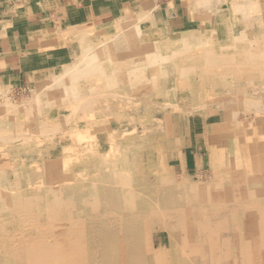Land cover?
I'll use <instances>...</instances> for the list:
<instances>
[{
  "label": "rangeland",
  "instance_id": "374dc122",
  "mask_svg": "<svg viewBox=\"0 0 264 264\" xmlns=\"http://www.w3.org/2000/svg\"><path fill=\"white\" fill-rule=\"evenodd\" d=\"M159 1L163 10H165L162 11L166 17L165 21L159 20L158 16L152 11H147L145 14H149V16L144 14L136 15V18L133 16V20L130 18L129 22L123 21L118 23L119 29L121 28L122 31L119 29L118 31H115V29L110 30L109 28L102 29L103 31L100 29H95L93 32L90 31L88 33L89 37H86L81 43L79 53L74 58L76 61L73 59L64 67L55 68L50 71L48 73L50 75V79L47 81L41 80L39 81L40 83L36 82L34 84H30L29 86L16 88L8 85L5 80L0 79L1 124L3 120V124L0 126V191L2 190L0 194V201L2 200L0 202V235H2L0 236L1 245L5 244L6 240H8L9 243L13 244L14 251H19L22 239L39 238L38 228L39 233L43 234L40 238L46 237V239L51 238L52 240L53 238L51 236L53 235V232L66 228L65 230L70 231V237L81 244V247L77 246V249H74L76 250L73 254V260L75 263L97 264V262L101 259V250L103 247L99 244V238L94 233L95 224L91 219L89 220V218L96 216V214L102 209V200L106 198L107 194L109 197L112 194L114 195V193H116L114 192L115 190L122 191V193L126 196L128 195L127 200L130 201L128 202L130 206L128 207L127 213L138 212L136 210L139 209V204L142 201L148 202V204H150L152 209L156 210V212L164 209L165 213L168 216H171V218L166 216L164 219L162 218V220H166L170 223H176L177 220L180 221L181 224L177 225L178 228L176 227L173 231L177 234L182 231V236L186 237L185 241L189 240L188 236L191 235V229L193 227L190 226L192 225L190 224V221L195 217H192V211L195 208H200L203 213L202 217L199 216V221L205 231L198 232L199 235L204 236L208 234L207 236L209 239H218V241L219 239L228 237L227 230H222L226 227V221L225 223H222L224 218L223 215H225L224 213H228V210H232V206L235 205V200L237 199L229 202L226 200L222 202L223 204H215L210 201L212 202L213 207L208 204L207 199L209 200L208 196L212 197L214 194L225 192L228 188L233 189L235 194L240 197L244 187L246 186V184H244V180L258 175V173L264 170V133H261L264 131V123L259 124L258 127V121L252 117H248L251 114L264 115V113L260 114L258 110H254L253 113L251 111V109H255L258 106L260 101H264V89H262L263 93L261 95L257 92V90H261V80H258L264 78V68L262 69L259 65L261 63L264 64V56L259 57V50H255L254 56L249 57L247 60V64L249 66H247L248 70L244 71V73L251 71L254 75L251 76L250 74H247L243 76L242 79H244V83L241 80L239 81L240 75L243 73L239 72L240 70H233L231 66H241V54L236 50H233L232 44L229 42L230 39H227V36L231 34L230 36L233 38L234 33V37L239 36L242 32L246 33L245 30L258 31L261 29L264 31V21L261 20L260 16L264 13V0H207L205 1L206 4L202 3L201 0H182L185 7L184 13H179L180 16L178 13L177 15L175 14L173 6H167L166 2L169 3L172 0ZM239 2H245L246 5L241 3L239 4ZM155 13H157V10ZM257 15L259 18H257ZM229 16L232 18H228ZM254 17L255 19H253ZM129 34L132 35L131 39H129L132 42L128 41V43H123L121 41L123 40L122 37ZM177 40L180 41V43H177ZM172 41L175 42V44ZM130 42L131 44L129 45ZM261 42V44L264 45V40ZM229 52H231L230 54L232 55V58H234L233 62L228 64L226 60H224L223 63L221 57L223 55H229ZM146 57L149 60L146 59ZM119 61L120 63H117ZM103 62L105 64H103ZM107 62H110V66ZM168 62L171 63L168 65ZM75 65H77L76 68H74ZM72 66L74 69H72ZM182 66L195 67L194 69L192 67L188 70H183ZM202 66H216L217 68L214 69L215 71L216 69H219V66H229L231 68L227 71L225 70L223 73L212 72L213 74L211 73L210 76L207 74L205 78H201L199 76V71ZM66 67H70L72 71L70 75L62 76V71ZM55 72L57 75H55ZM63 77L65 78L63 79ZM161 79H164L165 81L163 80L164 82H161ZM48 81L51 83L49 82L48 84ZM195 85L197 87H194ZM82 86H84L85 89ZM230 87H232V89ZM223 91L224 93L222 95L221 92ZM227 92L228 95H226ZM126 94L129 95L127 96ZM209 96L213 97H210L208 100ZM230 96L233 98L235 97V100L228 101ZM46 97L48 102H46ZM205 98H207V100ZM141 100L143 102H141ZM93 103L94 105L91 106ZM131 104L134 108H132ZM221 105L226 107V110L223 109ZM132 109L133 111H131ZM207 110L208 112L212 111L213 119L211 122L213 123L215 121L212 128L207 123H204L206 115L209 114ZM155 113H158L159 116ZM246 113L248 115H245ZM234 114H236L235 117ZM147 117L151 119H147ZM25 119L28 121L26 122ZM68 123L71 124L68 126ZM214 125L218 126L217 128L224 126L225 129L223 134L220 131L219 137H216L212 141L215 147L214 151L218 154L217 158L215 159L213 149L212 151L210 150L212 145L207 139L206 142L208 148H210L208 149L209 151L207 152L208 155L205 161L207 163L202 171L192 175L181 171L178 162L179 157L184 153L186 146L190 141L194 140L195 135L199 136L197 137V140L200 142H202L203 136L205 139L207 136L210 137L215 127ZM42 128L44 130H42ZM75 128L76 130L78 129L79 132H77ZM83 128H87L84 130V133L82 132ZM61 130H64L65 132ZM67 131H71V137L69 136L70 133H67ZM127 131L128 133H126ZM81 132L82 134H79ZM142 132L143 134H141ZM145 134L147 137L144 138ZM78 135L80 137H78ZM137 138L139 142L137 141ZM214 141L215 143L217 142V144H214ZM16 143L18 144L16 145ZM108 145L111 150L108 149ZM243 145L245 146L246 151L240 149ZM69 150H73L76 153L73 151L69 152ZM114 150L118 153L116 152V154ZM110 152H112V154H110ZM90 153L92 157L90 156ZM121 153L122 155H120ZM163 155L164 157H161ZM100 156L104 159L102 160ZM115 156L118 157V159ZM76 157H78L77 160H75ZM235 159L237 162L234 161ZM65 160L66 162L69 161L71 164L68 165V162H64ZM104 160L107 161L105 162ZM63 163L65 164L64 166ZM104 167L106 169H104ZM45 171L46 173H44ZM228 174L232 177L231 181L226 180V178H230ZM113 175H116V178ZM247 175L248 177H246ZM111 176H113L112 178L114 180L110 178ZM235 179L236 181H234ZM66 180L70 182H66ZM118 180L121 185L124 186L118 185L120 184L118 183ZM82 184L84 185L83 187ZM141 185H143L146 189ZM165 185H169L170 187H166ZM195 185L199 187H195L198 192L194 194L189 188L190 186ZM85 187L86 190L88 189L87 191L85 190ZM78 188H80V190ZM157 188L160 189L158 190ZM161 188L165 190L162 191ZM170 188H173L174 194H179L180 196L183 195V199L180 204L169 211L166 206H162V200H157L158 198L162 199L163 193V196H167V190ZM90 189H92L93 192L92 190L89 192ZM36 190H38V193ZM255 199L258 200V198ZM38 206L39 208H37ZM124 213L113 215L116 218L121 217L122 219H125L126 215ZM168 213H171V215ZM158 216L159 213H156V216L148 219L156 220L159 219ZM73 219L74 221L72 222ZM23 220L25 222H23ZM157 226L146 225V230L144 228V231L148 235L147 240L152 242L151 244L154 245L153 248L158 244H163L168 248L167 231L164 230V227L161 225ZM79 227L80 229H78ZM121 229H123V227L117 231L118 235ZM1 232H3V234ZM194 234L197 235V232ZM122 239L118 238L117 241L120 240L119 242H121L123 241ZM196 244L197 243H194L193 241L188 242L187 247L195 249L197 254L200 252L203 254L208 251V240L201 241V246L197 247V249ZM121 249L122 248H120V250ZM165 252L163 253L164 259L166 256L168 257L171 254H169L168 251ZM196 253H194V255H196Z\"/></svg>",
  "mask_w": 264,
  "mask_h": 264
},
{
  "label": "bare ground",
  "instance_id": "6f19581e",
  "mask_svg": "<svg viewBox=\"0 0 264 264\" xmlns=\"http://www.w3.org/2000/svg\"><path fill=\"white\" fill-rule=\"evenodd\" d=\"M202 3H205V1L207 0H201ZM214 2V1H213ZM146 2H142V4H136V3H133L132 6L130 7V11H129V16L131 15L132 16V13L131 12H134V11H137V9H142L143 8V5L145 4ZM208 3V2H207ZM212 3V2H211ZM210 3V4H211ZM241 2H239L240 4ZM206 4V3H205ZM209 4V5H210ZM241 4H244L246 5L245 2H242ZM200 5V4H199ZM204 5V4H203ZM212 5V4H211ZM202 6V5H200ZM249 6V5H248ZM154 7V6H153ZM152 8V7H151ZM148 9V8H147ZM244 9V8H243ZM242 9V11H243ZM146 10V9H145ZM152 9H150L151 11ZM43 11V10H42ZM139 11V10H138ZM160 11V10H159ZM158 12V11H157ZM29 13V11H28ZM48 13V12H47ZM57 13V12H56ZM146 12H144L143 14L144 15H147L145 14ZM149 13V12H148ZM151 13V12H150ZM134 14V13H133ZM152 14V13H151ZM156 14V13H155ZM195 14V13H193ZM243 14V13H242ZM245 14V13H244ZM44 15V14H43ZM143 15V16H144ZM191 15V13H190ZM230 15V14H229ZM60 16V15H59ZM124 16H125V13H124ZM149 16V14L147 15ZM258 16V15H257ZM261 20L264 21V13H262L261 15ZM128 17V16H127ZM245 17V16H244ZM249 17V16H248ZM253 17V16H252ZM251 17V18H252ZM256 17V16H255ZM255 17L253 19H255ZM136 18V16H135ZM201 18V17H200ZM199 18V19H200ZM228 18H232L231 16H229ZM239 18V17H238ZM259 18V16L257 17ZM98 19V18H97ZM140 19V17H139ZM138 19V20H139ZM153 19V18H151ZM158 19H161L162 21H165L166 20V17L164 16L163 12L160 11V14L158 15ZM203 19V18H202ZM201 19V20H202ZM244 19V18H243ZM11 20V19H10ZM133 20V18H132ZM238 20V19H237ZM242 20V18H241ZM260 20V19H259ZM95 21V20H94ZM229 21V20H228ZM232 21V20H230ZM234 21V19H233ZM247 21V20H246ZM257 21V20H256ZM255 21V22H256ZM239 22V21H238ZM94 23V22H93ZM232 23V22H231ZM249 23V22H248ZM259 23V21H258ZM257 23V24H258ZM60 24V23H59ZM161 24V23H160ZM199 24V23H198ZM218 24V23H217ZM234 24V23H232ZM10 25V24H9ZM210 25V24H209ZM256 25V24H255ZM259 25V24H258ZM64 26V25H63ZM81 26V25H80ZM136 26V25H135ZM234 26V25H233ZM67 27V26H66ZM103 27V26H102ZM139 27V26H138ZM164 27V26H163ZM220 27V26H219ZM232 27V26H231ZM259 27V26H258ZM263 27V26H261ZM260 27V28H261ZM222 28V26H221ZM264 28V27H263ZM98 29V28H97ZM110 30L111 29H115V31H118L119 29V26L118 25H115V26H112L111 28H109ZM200 29V28H199ZM234 29V27H233ZM102 30V29H100ZM121 30V28L119 29ZM155 30V29H154ZM231 30V29H230ZM235 30V29H234ZM250 30V29H249ZM103 31V30H102ZM122 31V30H121ZM141 31V30H140ZM156 31V30H155ZM245 32H242V34H240L239 36H235L234 37V34H233V38L232 36H230L231 34H229L227 36V39H230V44H232V48L233 50H236L237 52H239L241 54V63L240 65L241 66H231L233 70H240L239 72H242L243 74L240 75V79L239 81L241 80L243 83L245 82L244 79H242L243 76L247 75V74H250L251 76L254 75L251 71L250 72H245L244 71H247L248 70V64H247V60L249 57H253L254 56V51L257 49L259 50L258 52V55L259 57H263L264 56V45H262L261 41L264 40V31H262L261 29H259L258 31L256 30H245ZM93 32V31H92ZM99 32V31H98ZM120 32V31H119ZM76 33V32H75ZM79 33V32H77ZM104 33V32H102ZM179 33V32H178ZM226 33V31H225ZM224 33V34H225ZM3 34V33H2ZM101 34V33H99ZM114 34V33H113ZM117 34V33H116ZM139 34V33H137ZM219 34V33H218ZM77 35V34H76ZM93 35V34H92ZM104 35V34H103ZM158 35V34H157ZM179 35V34H178ZM202 35V34H201ZM17 36V35H16ZM147 36V35H146ZM204 36V35H203ZM79 37V36H78ZM111 37H112V34H111ZM122 37V36H121ZM132 35L129 34V35H124L122 38L123 40H121L123 43L127 42L128 41H131L129 39H131ZM186 37V36H185ZM93 38V37H92ZM158 38V37H157ZM166 38V37H165ZM187 38V37H186ZM226 38V37H225ZM41 39V38H40ZM126 39V40H125ZM150 39V38H149ZM179 39V38H178ZM221 39V38H220ZM232 39V40H231ZM35 40L36 37H35ZM81 40H82V37H81ZM108 40V39H107ZM113 40V39H112ZM111 40V41H112ZM115 40V39H114ZM117 40V38H116ZM80 41V40H79ZM153 41V40H152ZM178 41V40H177ZM217 41V39H216ZM36 43H38L37 41H35ZM88 42V41H87ZM86 42V43H87ZM103 42V41H102ZM132 42V41H131ZM131 42L129 43V45L131 44ZM173 42V41H172ZM228 42V43H229ZM50 43V42H49ZM85 43V45H86ZM98 43V42H97ZM115 43V41H114ZM113 43V44H114ZM117 43V42H116ZM141 43V42H140ZM143 43V42H142ZM158 43V42H157ZM175 44V42H173ZM177 43H180V41H178ZM227 43V44H228ZM91 44V43H90ZM119 44V43H118ZM33 45V44H32ZM100 45V44H98ZM141 45V44H140ZM178 45V44H177ZM35 46V45H34ZM37 46V45H36ZM78 46V45H77ZM89 46V45H88ZM142 46V45H141ZM140 46V47H141ZM181 46V45H180ZM29 47V46H28ZM42 47V46H41ZM40 47V48H41ZM115 47V46H113ZM134 47V46H133ZM215 47V46H214ZM38 48V47H37ZM101 48V47H100ZM125 48V47H124ZM128 48V47H127ZM154 48V47H153ZM180 49V48H179ZM203 49V48H202ZM39 50V49H38ZM37 50V51H38ZM110 50V49H109ZM213 50V49H211ZM71 51V50H70ZM83 51V50H82ZM86 51V49H85ZM112 51V50H111ZM191 51V50H190ZM40 53V52H39ZM97 53V52H96ZM105 53V52H104ZM107 53V52H106ZM144 53V52H143ZM184 53V52H183ZM189 53V52H188ZM231 52H229V55L227 56H222L221 59H222V62L224 63V60H226V62L229 64V63H232L234 58H232V55L230 54ZM235 53V52H234ZM237 53V54H239ZM27 54V53H26ZM140 54V53H139ZM161 54V53H160ZM169 54V53H168ZM29 55V54H28ZM84 55V54H83ZM82 55V56H83ZM85 55H86V52H85ZM84 55V56H85ZM128 55V54H127ZM89 56V55H88ZM121 56V55H120ZM132 56V55H130ZM177 56V55H176ZM180 56V55H179ZM96 57V56H95ZM150 57V56H149ZM99 58V57H98ZM107 58V57H106ZM122 58V57H121ZM162 58V57H161ZM226 58V59H225ZM110 59V58H109ZM118 59V58H117ZM146 59H148L146 57ZM171 59V58H170ZM200 59V58H199ZM75 60V59H74ZM79 60V59H78ZM84 60V59H83ZM115 60V59H114ZM113 60V61H114ZM134 60V59H133ZM149 60V59H148ZM151 60V59H150ZM172 60V59H171ZM201 60V59H200ZM76 61V60H75ZM80 61V60H79ZM117 61V60H116ZM115 61V63H116ZM132 61V60H131ZM190 61V60H189ZM194 61V60H193ZM196 61V60H195ZM105 62V61H104ZM103 62V64H105ZM178 62V61H177ZM191 62V61H190ZM198 62V61H197ZM67 63V62H66ZM85 63V61H84ZM88 63V62H87ZM101 63V61H100ZM108 64L110 62H107ZM117 63H120L117 62ZM133 63V62H132ZM138 63V62H137ZM169 63L171 62H168V65ZM175 63V62H174ZM189 63V62H188ZM202 63V62H201ZM3 64V63H2ZM1 64V65H2ZM63 64V63H62ZM80 64V63H79ZM78 64V66H79ZM102 64V63H101ZM107 64V66H108ZM182 64V63H181ZM74 65V64H73ZM113 65V64H112ZM121 65H124V64H121ZM167 65V64H166ZM262 69L264 68V64H259ZM54 66V65H53ZM57 66V64H56ZM70 66V65H69ZM77 65H75L74 68H76ZM110 66V64H109ZM119 66V65H118ZM151 66V65H150ZM248 66V67H247ZM64 67V66H62ZM104 67V66H103ZM113 67V66H112ZM194 69L195 66H182V69L183 70H188L190 68ZM231 67L229 66H219V69H216V71L214 70L215 68H217L216 66H202L200 68V71H199V76L201 78H205L207 74H210L212 72H216V73H223L225 72V70H229ZM73 66H72V69H74ZM252 68V67H251ZM260 68V67H259ZM143 69V68H142ZM148 69V68H147ZM159 69V68H158ZM256 69V68H255ZM106 70V69H105ZM104 70V71H105ZM167 70V69H166ZM165 70V71H166ZM71 69L70 67H66L64 68V70L62 71V76H68L70 75L71 73ZM107 72V71H105ZM161 72V71H160ZM170 72V71H169ZM192 72V71H191ZM35 73V72H34ZM56 73V72H55ZM38 74V73H37ZM60 74V73H59ZM58 74V75H59ZM131 74V73H130ZM170 74V73H169ZM176 74V72H175ZM213 74V73H212ZM235 74V73H234ZM233 74V75H234ZM237 74V73H236ZM240 74V73H239ZM57 75V73L55 74ZM61 75V74H60ZM93 75V74H92ZM116 75V74H115ZM167 75V74H166ZM179 75V74H177ZM196 75V74H195ZM151 76V75H150ZM160 76V75H159ZM213 76V75H212ZM235 76V75H234ZM58 77V76H57ZM94 77V75H93ZM175 77V75H174ZM39 78V77H38ZM37 78V79H38ZM52 78H53V75H52ZM51 78V79H52ZM60 78V77H58ZM65 77H63L64 79ZM67 78V77H66ZM91 78V77H90ZM108 78V77H107ZM148 78V77H147ZM153 78V77H152ZM178 78V77H177ZM180 78V77H179ZM184 78V77H183ZM208 78V77H207ZM50 79V75L47 73V74H43L42 75V80H49ZM132 79V78H131ZM130 79V80H131ZM216 79V78H215ZM68 80V79H66ZM73 80V79H72ZM76 80V79H74ZM78 80V79H77ZM97 80V79H95ZM129 80V81H130ZM164 80V79H163ZM162 79H161V82H164ZM199 80V79H198ZM261 80V83H260V86H261V90H257V92L261 95L263 92H262V89H264V78L263 79H259L258 81ZM41 81V80H39ZM38 81V82H39ZM52 81H55V80H52ZM87 81V80H86ZM105 81V80H104ZM140 81V80H139ZM138 81V82H139ZM233 81V80H232ZM50 81H48V84H49ZM85 82V81H83ZM82 82V83H83ZM94 82V81H93ZM107 82V81H106ZM110 82V81H109ZM175 82V81H174ZM179 82V81H178ZM177 82V83H178ZM40 83V82H39ZM51 83V82H50ZM54 83V82H52ZM113 83V82H112ZM141 83V82H140ZM144 83V82H142ZM180 83V82H179ZM195 83V82H194ZM46 84V85H48ZM67 84V83H66ZM69 84V82H68ZM146 84V83H144ZM148 84V83H147ZM150 84V83H149ZM162 84V83H161ZM166 84V83H165ZM41 85V84H40ZM57 85V84H56ZM65 85V83H64ZM113 85V84H112ZM154 85V83H153ZM159 85V84H158ZM164 85V83H163ZM176 85V84H175ZM180 85V84H178ZM194 85V84H193ZM49 86V85H48ZM88 86V85H86ZM111 86V85H110ZM140 86V85H139ZM152 86V85H151ZM161 86V85H160ZM165 86V85H164ZM44 87V86H43ZM47 87V86H46ZM63 87V85H62ZM84 87V86H82ZM112 87V86H111ZM130 87V86H129ZM132 87V86H131ZM159 87V86H158ZM162 87V86H161ZM194 87H197L196 85ZM209 87V86H208ZM66 88V86H65ZM105 88V87H104ZM110 88V87H109ZM139 88V87H138ZM165 88V87H164ZM232 89V87H230ZM42 89V88H41ZM85 89V87H84ZM130 89V88H129ZM132 89V88H131ZM175 89V88H174ZM177 89V88H176ZM251 89V88H250ZM35 90V89H33ZM40 90V89H39ZM44 90V89H43ZM134 90V89H133ZM163 90V89H162ZM196 90V89H195ZM48 91V90H47ZM58 91V90H57ZM94 91V90H92ZM166 91V90H165ZM168 91V90H167ZM233 91V90H232ZM36 92L38 93V91L36 90ZM139 92V91H138ZM198 92V91H197ZM248 92V91H247ZM50 93V92H49ZM145 93V91H144ZM148 93V92H146ZM179 93V92H178ZM224 91L221 92V94L223 95ZM234 93V92H233ZM250 93H254V92H250ZM249 93V94H250ZM48 94V93H47ZM53 94V93H52ZM94 94V93H92ZM125 94V93H124ZM139 94V93H138ZM151 94V93H150ZM162 94V93H160ZM216 94V93H215ZM220 94V95H221ZM232 94V93H231ZM39 95V94H38ZM86 95V94H84ZM89 95V94H88ZM127 96L129 94H126ZM125 95V96H126ZM144 95V94H143ZM217 95V94H216ZM228 95V92L227 94ZM234 95V94H233ZM70 96V95H69ZM91 96V95H90ZM131 96V95H130ZM136 96V95H135ZM145 96V95H144ZM152 96V95H151ZM150 96V97H151ZM156 96V95H155ZM208 96V95H207ZM236 96V95H235ZM246 96V95H245ZM33 97V96H32ZM80 97V96H79ZM93 97V96H92ZM91 97V98H92ZM138 97V96H137ZM147 97V96H146ZM210 97H213V96H209L208 97V100ZM242 97V96H241ZM248 97V96H246ZM68 98V97H67ZM126 98V97H125ZM135 98V97H134ZM142 98V97H141ZM149 98V97H148ZM176 98V97H175ZM215 98V97H214ZM235 98V97H234ZM232 96L229 97V100L228 101H234V99ZM30 99V98H29ZM66 99V98H65ZM140 99V98H139ZM146 99V98H145ZM201 99V98H200ZM207 100V98H205ZM51 100V99H50ZM64 100V99H63ZM61 100V101H63ZM85 100V99H84ZM124 100V99H123ZM122 100V101H123ZM128 100V98H127ZM143 100V99H142ZM141 100V102H143ZM245 100V98H244ZM260 100V99H259ZM24 101H27V100H24ZM65 101V100H64ZM82 101V100H81ZM94 101V100H93ZM96 101V100H95ZM35 102V101H34ZM46 102L47 101V97H46ZM125 102V100H124ZM131 102V101H130ZM203 102V101H201ZM31 103V102H30ZM33 103V102H32ZM92 103V102H91ZM100 103V102H99ZM103 103V101H102ZM101 103V104H102ZM135 103V102H134ZM165 103V102H164ZM183 103V102H182ZM226 103V102H225ZM16 104V103H15ZM40 104V103H39ZM47 104V103H46ZM59 104V103H58ZM75 104V103H74ZM129 104V103H128ZM178 104V103H176ZM194 104V103H193ZM192 104V105H193ZM204 104V103H203ZM202 104V105H203ZM207 104V103H206ZM233 104V103H232ZM231 104V105H232ZM239 104V103H237ZM6 105V104H5ZM25 105V104H24ZM38 105V104H37ZM43 105V104H41ZM50 105V104H49ZM89 105V104H88ZM94 105L91 104V106ZM163 105V104H162ZM7 106V105H6ZM14 106V105H13ZM80 106V105H79ZM100 106V105H99ZM97 106V107H99ZM102 106V105H101ZM132 106V104H131ZM161 106V105H160ZM207 106V105H206ZM223 109H225L226 107H224L223 105H221ZM19 107V106H17ZM22 107V106H21ZM25 107V106H24ZM68 107V106H67ZM94 107V106H93ZM103 107V106H102ZM157 107V106H156ZM176 107V106H175ZM181 107V106H180ZM192 107V106H191ZM190 107V108H191ZM196 107V106H195ZM194 107V108H195ZM204 107V106H203ZM35 108V107H34ZM65 108V107H64ZM63 108V109H64ZM92 108V107H91ZM126 108V107H125ZM129 108V107H127ZM132 108H134L132 106ZM138 108V107H137ZM174 108V107H173ZM198 108V107H197ZM206 108V107H205ZM216 108V107H214ZM9 109V108H8ZM13 109V107H12ZM22 109V108H21ZM66 109V108H65ZM119 109V107H118ZM121 109V108H120ZM164 109V108H163ZM185 109V108H184ZM230 109V107H229ZM136 110V109H135ZM160 110V109H159ZM226 110V109H225ZM254 110H258L259 113L263 114L264 113V101H260V103L258 104V106L255 108V109H251L252 113L254 112ZM133 111V109L131 110ZM185 111V110H184ZM183 111V112H184ZM187 111V110H186ZM204 111V110H203ZM182 112V111H181ZM202 112V111H200ZM208 112V110H207ZM236 112V111H235ZM234 112V113H235ZM22 113V112H21ZM44 113V112H43ZM92 113V112H91ZM178 113V111H177ZM198 113V112H197ZM209 114L206 115V118L204 119V123H207L211 128L213 126V123L215 122H211V120L213 119L212 117V111L211 112H208ZM224 113V112H223ZM238 113V112H237ZM70 114V113H69ZM78 114V113H77ZM156 114V113H155ZM158 114V113H157ZM156 114V115H157ZM180 114V113H179ZM193 114V112H192ZM191 114V115H192ZM204 114V113H203ZM206 114V113H205ZM2 115V114H1ZM27 115V114H26ZM40 115V114H39ZM85 115V114H83ZM140 115V114H139ZM170 115V114H169ZM236 114H234V117H235ZM245 115H248L247 113ZM8 116V115H7ZM18 116V115H17ZM91 116V115H90ZM154 116V115H153ZM159 116V114H158ZM164 116V115H162ZM205 116V115H204ZM87 117V116H86ZM114 117V116H113ZM143 117V116H142ZM180 117V116H179ZM248 117H252L254 119H256L258 122H257V126L259 127V124H263L264 123V115H249ZM10 118V116H9ZM149 117H147L148 119ZM154 118V117H153ZM152 118V119H153ZM73 119V118H72ZM109 119V118H108ZM151 119V118H149ZM170 119V118H169ZM14 120V119H13ZM18 120V119H17ZM16 120V121H17ZM75 120V119H74ZM101 120V119H99ZM155 120V119H154ZM243 120V119H242ZM24 121V120H23ZM26 121V119H25ZM28 121V120H27ZM26 121V122H27ZM42 121V120H41ZM68 121V120H67ZM144 121V120H143ZM157 121V120H156ZM178 121V120H177ZM245 121V120H244ZM51 122V121H49ZM54 122V121H52ZM135 122V121H134ZM140 122V121H139ZM168 122V121H167ZM14 123V122H13ZM22 123V122H21ZM40 123V122H39ZM48 123V122H47ZM55 123V122H54ZM58 123V122H57ZM62 123V121H61ZM67 123V122H66ZM146 123V122H145ZM144 123V124H145ZM150 123V122H149ZM152 123V121H151ZM157 123V122H156ZM170 123V122H168ZM1 124V123H0ZM2 124H3V120H2ZM2 124L0 126H2ZM8 124V123H7ZM20 124V123H19ZM25 124V123H24ZM42 124V123H41ZM59 124V123H58ZM69 124L71 123H68V126ZM158 124V123H157ZM50 125V124H49ZM54 125V124H53ZM139 125V124H138ZM143 125V124H142ZM167 125V124H166ZM227 125V124H226ZM231 125V124H230ZM241 125V124H240ZM58 126V125H57ZM178 126V125H177ZM183 126V125H181ZM214 129L212 131V134L211 136L208 138L209 142L211 143L212 145V148L210 149L212 151L213 149V152L215 154V159L217 158L218 154L214 151V145L212 143V141L216 138V137H219V132L221 131V133L223 134L224 133V126H220L219 128H217L218 126L214 125ZM232 126V125H231ZM7 127V126H5ZM15 127V126H14ZM110 127V126H109ZM137 127V126H136ZM140 127V125H139ZM180 127V126H179ZM236 127V126H235ZM247 127V126H246ZM48 128V126H47ZM178 128V127H177ZM234 128V127H233ZM54 129V128H53ZM87 129V128H85ZM83 128L82 132L84 133V130ZM111 129V128H110ZM118 129V128H117ZM126 129V128H124ZM160 129V128H159ZM169 129V128H168ZM171 129V128H170ZM183 129V127H182ZM19 130V129H18ZM42 130H44L42 128ZM41 130V131H42ZM67 130V129H66ZM74 130V129H72ZM76 130V128H75ZM121 130V129H120ZM123 130V129H122ZM135 130V129H134ZM146 130V129H145ZM175 130V129H174ZM180 130V129H179ZM9 131V130H8ZM15 131V130H14ZM61 131H64V130H61ZM60 131V132H61ZM77 132L78 129L76 130ZM103 131V130H102ZM132 131V130H131ZM19 132V131H17ZM58 132V131H57ZM65 132V131H64ZM75 132V131H74ZM79 133V134H82ZM87 132V131H85ZM115 132V131H114ZM123 132V131H122ZM130 132V131H129ZM14 133V132H13ZM24 133V132H23ZM31 133V132H30ZM67 133H70V137H71V131H67ZM88 133V132H87ZM90 133V132H89ZM94 133V131H93ZM106 133V132H105ZM125 133V131H124ZM128 133V131L126 132ZM138 133V132H137ZM157 133V132H155ZM160 133V132H159ZM233 133V132H231ZM261 133H264L261 132ZM41 134V133H40ZM55 134V133H54ZM77 134V133H76ZM75 134V135H76ZM91 134V133H90ZM140 134V133H139ZM143 134V132L141 133ZM177 134V133H176ZM179 134V133H178ZM228 134V133H227ZM39 135V134H38ZM47 135V134H46ZM44 135V136H46ZM63 135V134H62ZM86 135V134H85ZM105 135V134H103ZM171 135V134H170ZM230 135V134H229ZM11 136V135H10ZM29 136V135H28ZM32 136V135H31ZM36 136V135H35ZM41 136V135H40ZM68 136V137H69ZM91 136V135H90ZM142 136V135H141ZM236 136V135H235ZM50 137V136H49ZM78 137H80L78 135ZM121 137V136H120ZM147 137V135L145 134L144 135V138ZM179 137V136H178ZM3 138V137H2ZM30 138V137H29ZM28 138V139H29ZM58 138V137H57ZM76 138V137H75ZM83 138V136H82ZM89 138V137H88ZM93 138V137H92ZM91 138V139H92ZM149 138V136H148ZM235 138V137H234ZM1 139V138H0ZM31 139V138H30ZM104 139V138H103ZM220 139V138H219ZM16 140V139H15ZM75 140V139H74ZM77 140V139H76ZM145 140V139H144ZM147 140V139H146ZM218 140V139H217ZM236 140V139H235ZM85 141V140H84ZM137 141H138V138H137ZM163 141V140H162ZM12 142V141H10ZM15 142V141H14ZM60 142V141H59ZM74 142V141H73ZM86 142H87V139H86ZM95 142V141H94ZM139 142V141H138ZM145 142V141H144ZM70 143V142H69ZM237 143V141H236ZM235 143V144H236ZM9 144V142H8ZM14 144V143H13ZM18 143H16L17 145ZM63 144V143H62ZM86 144V143H85ZM214 144H217V142L215 143L214 141ZM70 145V144H69ZM82 145V144H81ZM84 145V143H83ZM112 145V144H110ZM123 145V144H122ZM129 145V144H128ZM219 145V144H218ZM47 146V145H46ZM114 146V145H113ZM210 146V145H209ZM220 146V145H219ZM225 146V145H223ZM235 146H238V145H235ZM258 146V145H257ZM71 147V146H70ZM108 149L111 150L110 146L108 145ZM116 147V146H115ZM234 147V146H233ZM254 147V146H253ZM65 148V146H64ZM87 148V147H86ZM210 148V147H209ZM264 148V146H263ZM89 149V148H88ZM241 150L243 151H246V148L245 146L243 145L242 147H240ZM7 150V149H6ZM55 150V149H54ZM60 150H61V147H60ZM81 150V149H80ZM91 150V149H90ZM58 151V150H57ZM73 151V150H72ZM69 150V152H72ZM79 151V150H78ZM115 153L117 152L116 150H114ZM121 151V150H120ZM126 151V150H125ZM132 151V150H131ZM161 151V150H160ZM260 151V150H259ZM67 152V151H66ZM74 152V151H73ZM80 152V151H79ZM86 152V151H85ZM91 152V151H90ZM96 152V151H95ZM107 152V151H106ZM127 152V151H126ZM61 153V152H60ZM76 153V152H74ZM81 153V152H80ZM79 153V154H80ZM83 153V152H82ZM94 153V152H92ZM118 153V152H117ZM116 153V154H117ZM122 153H123V150H122ZM122 153L120 155H122ZM128 153V152H127ZM263 153V152H262ZM21 154V153H20ZM78 154V153H77ZM108 154V153H107ZM110 154H112V152H110ZM129 154V153H128ZM241 154V153H240ZM8 155V154H7ZM14 155V154H12ZM67 155V154H66ZM69 155V154H68ZM109 155V154H108ZM107 155V156H108ZM162 155V154H161ZM45 156V155H44ZM90 156L92 157L91 153H90ZM104 156V155H103ZM119 156V155H118ZM124 156V155H123ZM68 157V156H67ZM66 157V158H67ZM72 157V156H71ZM70 157V158H71ZM94 157V156H93ZM101 157V156H100ZM116 157V156H115ZM133 157V156H132ZM157 157V156H156ZM161 157H164L161 156ZM160 157V158H161ZM240 157V156H239ZM13 158V157H12ZM11 158V159H12ZM17 158V157H15ZM22 158V157H21ZM36 158V157H35ZM65 158V159H66ZM69 158V159H70ZM78 157H76L75 160H77ZM96 158V157H95ZM114 158V157H113ZM118 159V157H116ZM115 158V159H116ZM120 158V157H119ZM122 158V157H121ZM158 158V157H157ZM180 158V157H179ZM225 158V157H224ZM245 158V157H244ZM10 159V160H11ZM20 159V158H19ZM98 159V158H97ZM101 159L103 160L104 158L101 157ZM124 159V158H123ZM132 159V158H131ZM209 159V158H208ZM14 160V159H13ZM28 160V159H27ZM67 160V159H66ZM66 160L64 161L65 163H67L68 165L71 164L69 163V161L66 162ZM161 160V159H160ZM93 161V160H92ZM99 161V160H98ZM105 161V160H104ZM107 161V160H106ZM105 161V162H106ZM115 161V160H114ZM119 161V160H118ZM233 161V160H232ZM236 161V159L234 160ZM19 162V161H18ZM75 162V161H74ZM94 162V161H93ZM109 162V161H108ZM157 162V161H156ZM162 162V161H161ZM211 162V161H210ZM237 162V161H236ZM17 163V162H16ZM36 163V161H35ZM92 163V162H91ZM98 163V162H97ZM116 163V161H115ZM165 163V162H164ZM241 163V162H240ZM12 164V163H11ZM30 164V163H29ZM93 164V163H92ZM130 164V163H129ZM162 164V163H161ZM160 164V165H161ZM247 164V163H246ZM65 164L63 163V166ZM113 165V163H112ZM116 165V164H115ZM136 165V164H135ZM157 165V163H156ZM196 165V164H195ZM240 165V164H239ZM243 165V164H242ZM35 166V165H34ZM219 166V165H218ZM237 166V165H236ZM81 167V166H80ZM85 167V166H84ZM83 167V168H84ZM93 167V165H92ZM91 167V168H92ZM95 167H96V164H95ZM109 167V166H108ZM116 167V166H115ZM235 167V165H234ZM219 168V167H218ZM236 168V167H235ZM238 168V167H237ZM243 168V167H242ZM39 169V168H38ZM75 169V168H74ZM104 169H106L104 167ZM131 169V168H130ZM8 170V169H7ZM85 170V169H84ZM211 170V169H210ZM2 171V170H1ZM13 171V170H12ZM34 171V170H33ZM39 171V170H38ZM52 171V170H51ZM67 171V170H66ZM83 171V170H82ZM114 171V170H113ZM213 171V170H212ZM229 171V170H228ZM231 171V170H230ZM37 172V171H36ZM217 172V171H216ZM46 173V171L44 172ZM96 173V172H94ZM104 173V172H103ZM126 173V172H125ZM128 173V172H127ZM136 173V172H135ZM211 173V172H210ZM230 173V172H229ZM14 174V173H12ZM19 174V173H17ZM34 174V173H33ZM50 174V173H49ZM55 174V173H53ZM70 174V173H69ZM78 174V173H77ZM80 174V173H79ZM129 174V173H128ZM182 174V173H180ZM37 175V174H36ZM35 175V176H36ZM40 175V174H39ZM95 175V174H94ZM121 175V174H120ZM119 175V176H120ZM219 175V174H217ZM236 175V174H235ZM234 175V176H235ZM250 175V174H249ZM12 176V175H11ZM25 176V175H23ZM115 178H116V175H113ZM111 176L110 178L113 179ZM125 176V174H124ZM180 176V175H179ZM224 176V175H223ZM229 176V174H228ZM10 177V176H9ZM64 177V176H62ZM74 177V176H73ZM80 177V176H78ZM85 177V176H84ZM189 177V176H188ZM191 177V176H190ZM227 177V176H226ZM230 177V176H229ZM243 177V175H242ZM248 177V175L246 176ZM13 178V177H12ZM24 178V177H23ZM29 178V177H27ZM119 178V177H118ZM117 178V179H118ZM141 178V177H140ZM146 178V177H145ZM148 178V177H147ZM210 178V177H209ZM220 178V177H219ZM225 178V177H224ZM222 178V179H224ZM235 178V177H233ZM3 179V178H2ZM1 179V180H2ZM43 179V178H42ZM45 179V178H44ZM63 179V178H62ZM74 179V178H73ZM77 179V177H76ZM143 179V178H142ZM150 179V178H149ZM152 179V177H151ZM177 179V178H176ZM180 179V178H179ZM205 179V178H204ZM213 179V178H212ZM232 177L230 178H226L227 181H231ZM39 180V179H38ZM47 180V179H46ZM114 180V179H113ZM146 181H148L147 179H145ZM195 180V179H194ZM3 181V180H2ZM40 181H41V178H40ZM64 181V180H63ZM74 181V180H73ZM85 181V180H84ZM119 181V180H118ZM136 181V180H135ZM196 181V180H195ZM209 181V180H208ZM220 181V180H219ZM236 181V179L234 180ZM29 182V181H28ZM66 182H70V181H67ZM92 182V181H91ZM179 182V181H178ZM203 182V181H202ZM210 182V181H209ZM247 182V183H246ZM6 183V182H5ZM78 183V182H77ZM89 183V182H88ZM120 183V181L118 182ZM135 183V182H134ZM199 183V182H198ZM206 183V182H205ZM216 183V182H215ZM237 183V182H235ZM38 184V183H37ZM43 184V183H42ZM54 184V183H53ZM151 184V183H150ZM164 184V183H163ZM201 184V183H200ZM230 184V183H229ZM244 184H246V186L244 187V190L241 194V196H237L235 194V191L231 188H226L227 191L225 192H222V193H217V194H214L212 195V197L208 196L209 200L207 199L208 201V204L212 205L213 207V203L215 204H223L222 202L228 200L229 201H232L234 199H237L235 200V205L232 206V210H228L227 212L228 213H224L225 215L224 218H223V222L222 223H225L226 221V227L222 230H227V234H228V237L227 238H222V239H218L215 240L213 238L209 239V237L207 235H204V236H201L198 234V232L200 231H205L204 227L201 225L200 221H199V216L202 217V211L200 208H195L193 211H192V217H194L191 221H190V226H192L193 228L191 229V235L188 236L189 240L185 241L186 237L185 236H182V231L179 232L178 234L173 231V229H175L177 227V225H180L181 222L177 220L176 223H170L168 221H163L162 218L164 219L166 216L168 218H171V216H168L164 209L163 210H158V212H156V210H153L152 207L150 206V204H148V202H145V201H142L140 202L139 204V209H137L136 211L138 212H131V213H127L128 211V207L130 206V204L127 200L128 198V195H124L122 193V191H116L114 188V195L112 194L110 197L109 195L107 194L106 198L103 199V196H102V202H101V210L96 214V216H92L89 218V220L91 219L93 221V223L95 224V229H94V233L98 236L99 238V244L103 247L102 250H101V259L97 262V264H264V170H262L260 173H258V175H255V176H252L246 180H244ZM34 185V184H33ZM87 185V184H86ZM118 185H121L118 184ZM138 185V184H137ZM144 185V184H143ZM141 185V186H143ZM148 185V184H147ZM158 185V184H157ZM172 185V184H170ZM218 185V184H217ZM5 186V185H4ZM29 186V185H28ZM84 185L82 184V187ZM114 186V185H113ZM121 186H124V185H121ZM131 186H135V185H131ZM140 186V185H138ZM162 186V185H161ZM166 186V185H165ZM169 186V185H168ZM166 186V187H168ZM175 186V185H174ZM173 186V187H174ZM201 186V185H200ZM27 187V186H26ZM115 187V186H114ZM144 187V186H143ZM147 187V186H146ZM170 187V186H169ZM195 187H199L197 185L195 186H190V190L191 192H193L194 194L198 192V190L195 188ZM46 188V187H45ZM56 188V187H55ZM61 188V187H60ZM131 188V187H130ZM145 188V187H144ZM175 188V187H174ZM177 188V186H176ZM80 190V188H78ZM83 189V188H82ZM146 189V188H145ZM158 189V188H157ZM156 189V190H157ZM160 189V188H159ZM158 189V190H159ZM162 191L163 188H161ZM182 189V188H181ZM235 189V188H234ZM66 190V189H65ZM85 190H86V187H85ZM88 190V189H87ZM86 190V191H87ZM92 189L89 190V192H91ZM126 190V189H125ZM177 190V189H176ZM2 191V190H1ZM1 191H0V194H1ZM4 191V190H3ZM19 191V190H18ZM17 191V192H18ZM38 190H36L37 192ZM161 191V190H160ZM173 188H170L167 190V193L166 195L167 196H163L162 194V199L158 198L157 201L159 200H162V206L163 207H167V209L170 211V209L176 207L178 204H180V202L182 201L183 199V195L180 196L179 194L176 195L174 194L173 192ZM183 191V190H182ZM216 191V190H215ZM6 192V191H5ZM35 192V193H36ZM57 192V191H56ZM93 192V190H92ZM151 192V191H150ZM221 192V191H219ZM34 193V194H35ZM38 193V192H37ZM40 193V192H39ZM70 193V192H69ZM80 193V192H79ZM95 193V192H94ZM155 193V192H154ZM157 193V192H156ZM159 193V192H158ZM162 193V192H161ZM179 193V192H178ZM210 193V192H209ZM216 193V192H215ZM7 194V193H6ZM5 194V195H6ZM84 194V193H83ZM87 194V192H86ZM98 194V193H96ZM127 194H128V191H127ZM183 194V193H182ZM201 194V193H200ZM199 194V195H200ZM51 195V194H50ZM78 195V194H77ZM100 195V194H99ZM202 195V194H201ZM17 196V195H16ZM37 196V195H35ZM101 196V195H100ZM99 196V198H100ZM157 196V195H156ZM161 196V195H160ZM185 196V195H184ZM1 197V196H0ZM51 197V196H50ZM85 197V196H84ZM94 197V195H93ZM151 197V196H150ZM199 197V196H198ZM31 198V197H30ZM49 198V197H48ZM133 198V197H132ZM153 198V197H152ZM200 198V197H199ZM255 198H258V200H256ZM1 199V198H0ZM4 199V198H2ZM94 199V198H93ZM92 199V200H93ZM101 199V198H100ZM185 199V198H184ZM201 199V198H200ZM9 200V199H8ZM35 200V199H34ZM222 200V201H221ZM2 201V200H1ZM0 201V202H1ZM6 201V200H5ZM10 201V200H9ZM201 201V200H200ZM212 201V202H210ZM221 201V202H220ZM7 202V201H6ZM36 202V201H35ZM74 203V202H73ZM76 203V202H75ZM94 203V202H93ZM13 204V203H12ZM11 204V205H12ZM17 205V204H16ZM225 205V204H224ZM41 206V205H40ZM79 206V205H78ZM1 207V206H0ZM3 207V206H2ZM61 207V206H60ZM161 207V206H160ZM201 207V206H200ZM39 208V206L37 207ZM55 208V207H54ZM77 208V207H76ZM75 208V209H76ZM228 208V207H227ZM25 209V208H24ZM50 209V208H49ZM83 209V208H82ZM126 209V210H125ZM209 209V208H208ZM4 210V209H3ZM22 210V209H21ZM43 210V209H42ZM47 210V209H46ZM86 210V208H85ZM135 210V209H134ZM8 211V210H7ZM16 211V209H15ZM213 211V210H212ZM10 212V211H9ZM24 212V211H23ZM42 212V211H41ZM64 212V211H63ZM78 212V211H77ZM126 212V213H124ZM215 212V211H214ZM219 212V211H218ZM26 213V212H25ZM32 213V212H31ZM68 213V211H67ZM71 213V211H70ZM80 213V212H79ZM118 213H124L126 215V218L125 219H122L121 217L120 218H116L113 214H118ZM156 213L158 214L159 213V216L158 218L159 219H156V220H152V219H148V218H152L154 216H156ZM206 213V212H205ZM10 214V213H9ZM20 214V213H19ZM22 214V213H21ZM89 214V213H87ZM171 215V213H168ZM30 215V214H29ZM33 215V214H32ZM3 216V215H2ZM31 216V215H30ZM45 216V215H44ZM177 216V215H176ZM221 216V215H220ZM58 217V216H57ZM178 217V216H177ZM190 217V216H189ZM207 217V216H206ZM9 218V217H8ZM15 218V217H14ZM17 218V217H16ZM37 218V217H36ZM45 218V217H44ZM217 218V217H215ZM211 219V218H210ZM10 220V219H9ZM12 220V219H11ZM48 220V219H47ZM57 220V219H56ZM61 220V219H60ZM67 220V219H66ZM188 220V219H187ZM222 220V219H221ZM53 221V220H52ZM74 221V219L72 220V222ZM1 222V221H0ZM17 222V221H16ZM23 222H25L23 220ZM22 222V223H23ZM76 222V221H75ZM3 223V222H2ZM21 223V222H20ZM19 223V224H20ZM29 223V222H27ZM31 223V222H30ZM38 223V222H36ZM81 223V222H80ZM18 224V223H17ZM24 224V223H23ZM43 224V223H42ZM65 224V223H64ZM63 224V225H64ZM75 224V223H74ZM45 225V224H44ZM96 225H97V228H96ZM146 225H151V226H157V225H161L162 227H164V230L167 231V236H168V242H167V245H169V247L167 248V246L163 245V244H158L157 246H155L153 248V244H151L152 242L148 241L147 240V237L148 235L145 233L144 231V228L146 227ZM11 226V225H10ZM9 226V227H10ZM25 226V225H24ZM69 226V225H68ZM72 226V225H71ZM75 226V225H74ZM77 226V225H76ZM0 227H1V224H0ZM8 227V226H7ZM6 227V229H7ZM23 227V226H22ZM67 227V226H66ZM121 231L119 232V235L117 234V231L120 230V228H122ZM158 227V226H157ZM12 228V227H11ZM159 228V227H158ZM178 228V227H177ZM2 229V228H1ZM5 229V230H6ZM14 229V228H13ZM41 229V228H40ZM49 229V228H48ZM47 229V230H48ZM66 228H62L60 231H55L53 232V235L51 236L53 238V240L50 238V239H46V237H42L40 238L43 234L39 233V228H38V236L39 238L38 239H32V238H25V239H22L21 240V247H20V250L19 251H14V246L13 244L9 243L8 240H6L5 244H0V264H17V263H21V264H76L75 261L73 260V254L76 252V250H74L75 248L77 249V246H80L81 247V244H79V242H76L72 237H70V231L68 230H65ZM80 229V227L78 228ZM160 229V228H159ZM157 229V230H159ZM207 229V228H206ZM42 230V229H41ZM146 230V228H145ZM148 230V229H147ZM2 231V230H1ZM4 231V230H3ZM114 231V232H113ZM149 231V230H148ZM156 231V230H155ZM197 232V235L194 234ZM6 232V231H4ZM22 232V231H21ZM3 234V232H1ZM7 234V233H6ZM16 234V233H15ZM49 234V233H48ZM202 234V233H201ZM76 235V233H75ZM81 235V234H80ZM84 235H87V234H84ZM211 235V234H209ZM222 235V234H221ZM2 236V235H0ZM31 236V235H30ZM29 236V237H30ZM83 236V235H82ZM165 236V235H164ZM207 236V237H206ZM9 237V236H8ZM32 237V236H31ZM48 237V236H47ZM150 237V236H149ZM212 237V236H211ZM81 238V237H80ZM119 239H122L123 241L119 242L117 241ZM233 238V239H231ZM6 239V238H5ZM16 240V239H15ZM77 240V239H76ZM152 240V239H151ZM203 240H208L209 242V248H208V251L201 254V252L199 254H197L196 250L195 249H190V247H187V243L188 242H194V243H197L196 245V249L197 247L201 246L200 242L203 241ZM4 241V239H3ZM19 242V241H18ZM158 243V241H157ZM169 243V244H168ZM199 243V245H198ZM18 245V244H17ZM207 245V244H205ZM159 246V247H158ZM161 246V247H160ZM208 246V245H207ZM120 248H122L120 250ZM89 250V249H88ZM195 250V251H194ZM200 250V249H199ZM87 251V250H86ZM165 251H168L169 252V256L164 259V255L163 253ZM194 251V252H193ZM199 252V251H198ZM167 253V252H165ZM194 253H196V255H194ZM94 254V253H93ZM98 254V253H97ZM81 256V255H80ZM79 256V257H80ZM95 258V257H94ZM94 260V259H93ZM83 263V262H82ZM81 264V263H80Z\"/></svg>",
  "mask_w": 264,
  "mask_h": 264
},
{
  "label": "crops",
  "instance_id": "0c3cea01",
  "mask_svg": "<svg viewBox=\"0 0 264 264\" xmlns=\"http://www.w3.org/2000/svg\"><path fill=\"white\" fill-rule=\"evenodd\" d=\"M142 2H146L143 8L129 16L132 4ZM166 4L176 15L184 13L182 0ZM150 9L154 14L157 10V16L165 11L159 0H0V79L16 88L34 84L43 74L69 64L90 31L129 22ZM197 137L178 162L181 171L191 175L202 171L209 151V136L202 142Z\"/></svg>",
  "mask_w": 264,
  "mask_h": 264
}]
</instances>
